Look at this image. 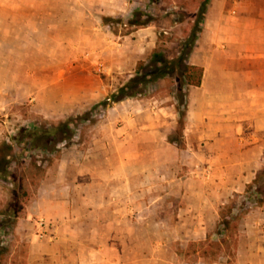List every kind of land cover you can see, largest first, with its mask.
I'll return each mask as SVG.
<instances>
[{"label":"rangeland","instance_id":"rangeland-1","mask_svg":"<svg viewBox=\"0 0 264 264\" xmlns=\"http://www.w3.org/2000/svg\"><path fill=\"white\" fill-rule=\"evenodd\" d=\"M200 1L53 0L56 9L51 15L35 13L23 27L21 21L7 22V37L11 39L17 31L22 42L16 43V50L15 43H0V147H11L8 182H0V264H27L32 235L42 238L39 231L20 230L16 222L47 167L62 149H80L102 136L99 125L106 123L107 108L92 112L91 106L134 75L137 61H146L154 50L168 57L176 54L192 31ZM124 19L137 22L125 24ZM144 21L149 22L140 24ZM28 24L35 32L30 37L24 33ZM146 25L156 34L149 54L141 47V36L134 33ZM50 46L49 57L43 49ZM32 59L36 66L28 64ZM83 63L88 71L79 75L75 66ZM59 70L64 82L56 79ZM30 72L35 75L29 77ZM77 87L99 91L100 98L80 100ZM177 89V80L165 77L136 97L148 98L147 104L155 107L173 103L177 111ZM66 90L75 97L68 100L69 114H58L64 100L55 97ZM85 111L92 112L90 120H73L70 135L60 141L55 135L42 147L28 136ZM122 122L116 120L117 125ZM174 125L166 141L182 145L183 131L177 121ZM135 148L133 152L138 153ZM79 156V152L69 154L73 160ZM161 159L157 163L151 155L133 165V195L126 200L130 211L117 212L115 221H96L79 229L77 245H62L68 251L52 264H237L239 224L253 219L258 224L251 235L264 236V174L258 186L249 183L242 192L230 194L220 180L205 182L195 175L218 172L220 165L205 164L204 158L195 164L181 149L178 154L165 150ZM225 222L227 229L222 227Z\"/></svg>","mask_w":264,"mask_h":264},{"label":"crops","instance_id":"crops-1","mask_svg":"<svg viewBox=\"0 0 264 264\" xmlns=\"http://www.w3.org/2000/svg\"><path fill=\"white\" fill-rule=\"evenodd\" d=\"M55 9L53 0H0V43L22 42L20 32L7 37L8 21H21L23 27L33 14L51 15ZM24 31L29 37L35 33L29 24ZM135 32L149 54L156 34L147 25ZM43 50L50 57L52 47ZM188 62L202 67V78L198 86L186 89L184 144L166 141L177 121L173 103L155 107L147 104L148 98L130 97L108 106L106 123L99 125L102 136L80 149H62L17 219L16 227L27 234L38 233L37 221L44 220L45 234L41 239L32 235L27 264H52L70 245H77L79 229L96 221H115L117 212L130 211L126 200L133 195L132 167L151 155L162 163L165 150L178 154L181 149L195 164L204 158L205 164L220 165L218 172L195 175L205 182L220 180L230 194L254 182L264 166V0H210ZM28 64L36 66L34 59ZM75 68L79 75L88 71L85 63ZM55 76L59 82L66 80L62 70ZM76 90L80 100L100 98L99 91ZM71 93L66 90L55 97L64 100L58 114H69L68 100L75 97ZM75 152L80 154L77 160L69 157ZM257 224L253 219L239 224L237 264H264V236L251 235Z\"/></svg>","mask_w":264,"mask_h":264},{"label":"trees","instance_id":"trees-1","mask_svg":"<svg viewBox=\"0 0 264 264\" xmlns=\"http://www.w3.org/2000/svg\"><path fill=\"white\" fill-rule=\"evenodd\" d=\"M210 0H201L199 4V9L194 19V25L191 33L184 41L182 47L174 54L172 57H168L163 51L154 50L150 54L146 61L138 60L136 63L135 74L129 77L126 82L121 84L116 90L109 93L103 99L94 103L91 106L92 112L98 107L107 108L115 102H119L125 98L136 97L138 95H143L146 88L165 77L174 78L178 82V93L176 95L178 106H177V122L178 126L182 129L184 124V116L186 109V89L188 86H198L202 78V67L191 64L188 62L189 54L193 48L194 42L197 37V32L201 28V22L204 19L205 12ZM135 15V14H134ZM137 21H131L129 19H124L125 24H135ZM149 21L141 22L140 24H146ZM182 106V111L179 107ZM92 112L85 111L82 115L76 116L75 118H69L63 122H60L57 126L52 129H44L42 131H32L29 133L31 139H34L36 145L45 147V143L51 140L53 136L58 135L59 141L68 137L70 135L71 123L76 118L90 120L89 116ZM0 147V182L7 183L9 170L8 166L10 161L7 156H9L8 148L10 146ZM264 174V166L257 171L254 183L258 186L259 179L261 175ZM227 229L226 222L222 224V227ZM236 228V227H235ZM209 246L213 245L211 241H204ZM205 243H201L204 245ZM220 245L219 243H214Z\"/></svg>","mask_w":264,"mask_h":264},{"label":"built area","instance_id":"built-area-1","mask_svg":"<svg viewBox=\"0 0 264 264\" xmlns=\"http://www.w3.org/2000/svg\"><path fill=\"white\" fill-rule=\"evenodd\" d=\"M37 224L39 225V235L43 236V234H45L43 218H39Z\"/></svg>","mask_w":264,"mask_h":264}]
</instances>
